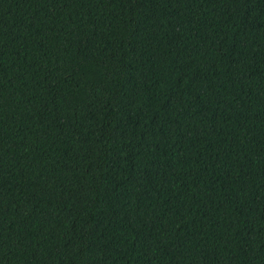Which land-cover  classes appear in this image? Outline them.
<instances>
[{
	"label": "trees",
	"instance_id": "trees-1",
	"mask_svg": "<svg viewBox=\"0 0 264 264\" xmlns=\"http://www.w3.org/2000/svg\"><path fill=\"white\" fill-rule=\"evenodd\" d=\"M0 264H264V0H0Z\"/></svg>",
	"mask_w": 264,
	"mask_h": 264
}]
</instances>
